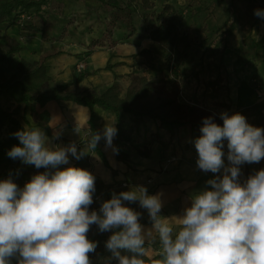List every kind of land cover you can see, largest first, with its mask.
Segmentation results:
<instances>
[{
  "label": "clouds",
  "instance_id": "obj_1",
  "mask_svg": "<svg viewBox=\"0 0 264 264\" xmlns=\"http://www.w3.org/2000/svg\"><path fill=\"white\" fill-rule=\"evenodd\" d=\"M254 14L264 18V10ZM220 118L222 126L203 118L194 146L197 167L213 174L222 170V175L207 180L210 187L193 194L182 214L171 218L160 215L162 194L149 195L144 186L114 192L98 211H90L94 175L59 167L69 163L70 155L79 160L85 153L75 144L49 147L36 127L15 132L19 145L8 156L46 170L22 188L11 178L0 180V264H91L97 247L88 239L93 225L100 233L112 232L105 247L117 264H144L146 245L157 241L159 264H264V169L240 179L242 165L264 159V128L250 125L240 113L222 112ZM117 132L114 122L106 124L102 134L90 133L88 148L104 139L105 147L117 152ZM124 202L147 210L152 227L145 229L142 214Z\"/></svg>",
  "mask_w": 264,
  "mask_h": 264
},
{
  "label": "crops",
  "instance_id": "obj_2",
  "mask_svg": "<svg viewBox=\"0 0 264 264\" xmlns=\"http://www.w3.org/2000/svg\"><path fill=\"white\" fill-rule=\"evenodd\" d=\"M175 7V6H174ZM195 8V9H194ZM195 16L183 25L178 47L186 52V57L173 66V70L165 73L168 79L179 78L181 91L179 100L190 105L204 106L220 115L227 112L229 115L235 114L237 109L256 102L264 98V70L259 69L255 73L257 81L248 76L245 71L246 66H255L257 62H263L264 49L259 50L253 40L244 39L236 48L229 49L224 46L225 41L221 37L215 39L213 35L209 39L197 32L196 15L200 10L195 4L191 7ZM191 13V10H187ZM182 13V12H181ZM184 13V12H183ZM36 24L39 30H19L16 26H11L5 33L13 37L21 45V50L11 58V64L14 66L19 59L24 58L29 61L43 62L47 66V73L51 77V84L55 81H67L84 71H95L86 76L81 82L80 87L92 86L98 90L104 89L113 81H117L122 87V93L126 91L130 80L128 74L134 70L138 74L151 77L155 71L146 67L144 64L132 66L133 61L139 58H133L143 48H151L155 63L160 62L164 56L162 48L152 43L143 30L141 20L135 19L134 31H128L124 23L115 21L114 26L110 28L111 32L105 35L94 32L87 34L86 31L78 34L68 33L66 35L47 36L42 31L40 24ZM231 22V21H230ZM100 25V24H99ZM192 25V26H191ZM103 26H106L104 23ZM102 26V27H103ZM104 29V28H103ZM58 38V39H57ZM83 40V41H82ZM196 41V42H193ZM218 43V51L212 50L214 44ZM83 42V43H82ZM226 48L227 54H231L235 62L239 61L241 70L233 69L226 73L220 55L224 54ZM232 48V47H231ZM205 51L203 52V50ZM211 49V54L208 56ZM224 51V52H223ZM252 51V52H250ZM192 53V54H191ZM220 54V55H219ZM107 62L123 64L115 65L112 69H104ZM83 65L81 70L76 69V65ZM221 74L222 81L216 84V89L206 85L213 81L217 74ZM249 84L250 89L245 88ZM245 91L248 95L244 98ZM1 102L5 107L12 109L15 103L7 97H2ZM215 102H225L229 104L226 107L216 106ZM47 111L49 118L47 121L48 131L38 124L41 121L40 113ZM15 117L25 127H36L41 129L46 138L49 147H62L75 144L77 150L81 142L89 139V130L87 120L89 118V109L70 101H48L43 107H35L32 114L25 105L14 114ZM114 122L126 130L130 137V143L120 144L123 152L128 154L129 161L118 160L116 152L112 148L105 147V140L101 139L97 146L103 152L109 167H106L97 153L93 152L85 144L81 150L88 156L90 166L88 171L95 177V192L93 193V204L90 211L95 210V204L100 208L101 203L109 200L115 192L119 194L122 191H129L133 188L144 186L149 195L161 193L163 207L160 215L162 217H174L182 214L183 209L190 205V198L193 194L204 190L206 181L215 178L221 173H205L197 167L198 153L194 146V137L188 125L179 127L176 138L168 140L169 134L150 118H135L128 113L120 112L115 114L112 111H106L100 107H95L96 133H103L106 124ZM79 128V132L76 129ZM59 133V138H55L53 133ZM5 136V131L0 129V139ZM154 136L155 140L149 148L147 155H141L140 151L146 140ZM117 135L113 139V145L116 148ZM223 157L225 165L227 160V145L224 146ZM174 158L173 160H171ZM169 160V161H168ZM74 158L69 156V163L60 165L61 169L71 167ZM264 159L259 163L244 164L241 166V182L247 179L255 171L264 167ZM41 168L34 171L33 175L44 172ZM112 170L115 172L113 173ZM27 180H24L21 188ZM126 206L140 212V220L147 214V210L142 209L139 203L124 202ZM140 222V221H139ZM145 229L152 227L151 222L141 223ZM146 255L156 256L155 264L161 261V249L157 242H151L146 245ZM15 264V261H13Z\"/></svg>",
  "mask_w": 264,
  "mask_h": 264
},
{
  "label": "trees",
  "instance_id": "obj_3",
  "mask_svg": "<svg viewBox=\"0 0 264 264\" xmlns=\"http://www.w3.org/2000/svg\"><path fill=\"white\" fill-rule=\"evenodd\" d=\"M102 4L106 11L112 9L126 11V19L129 20L131 28L134 31L135 17L141 20L142 27L146 36L152 43L159 45L164 56L160 62L155 63L151 48H143L133 55L138 57L137 61L131 63L132 66L144 64L153 69L155 75L147 77L138 74L132 70L129 74L130 83L126 91L122 93V87L117 81H113L104 89L98 90L92 86L80 87V82L95 71H84L75 75L67 81H55L51 84V77L47 73V66L43 62L29 61L24 58L12 66L10 72L6 66L10 64L11 58L21 50V45L13 37L7 36L6 31L11 26H16L19 30H39L36 24H33L35 15L40 13L42 6L47 0H0V129L5 131V136L0 139V180L11 178L17 185H21L24 180L29 181L36 168L23 164L20 160L12 159L8 152L13 146L19 145V140L13 135L19 130H23V124L15 117V113L21 105L28 107L29 112H35V107H43L48 101H70L89 109L90 115L87 120L89 130V139L81 142L78 152L85 144L88 145L91 134H96L95 107L103 110L112 111L115 114L120 112L128 113L135 118H150L155 121L158 127L164 129L169 134L168 140L177 136L179 127L188 125L192 131L194 139L201 135L203 118L212 117L214 122L223 125V120L216 112L204 106L190 105L179 100L181 91L180 79H168L165 73L173 70V66L186 57V52L179 49L178 44L181 32L176 16L179 15L177 7H174L170 1H164L158 9L154 0H97ZM28 17L23 19L22 17ZM231 25L227 27V31ZM193 42H196L193 40ZM257 47H263L255 44ZM264 48V47H263ZM223 54V53H222ZM222 54L220 55L222 57ZM122 62H107L104 69L110 70L115 65ZM221 74H217L213 81L205 83L216 89V84L222 81ZM7 97L15 103L10 109L5 107L1 98ZM216 106L226 107L229 104L225 102H215ZM246 118V121L254 126L264 128V98L237 109ZM229 115V114H228ZM41 121L38 124L48 131L47 121L49 115L47 111L40 113ZM117 143L116 157L118 160L130 162L128 154L123 152L120 144L130 143L128 132L117 125ZM155 137H149L143 144L144 151L141 155H147L149 148L154 142ZM227 141H224V146ZM101 158L103 164L109 167V164L101 151L96 146L91 149ZM90 162L87 155L81 159L74 158L71 167H78L88 170ZM264 169V167L262 168ZM114 173L115 171L112 170ZM95 210L99 206L95 204ZM150 222L148 212L140 220V223ZM112 232L100 233L97 226L93 225L88 233V239L95 241L97 247L90 254L91 264H117L113 258L107 257L105 242ZM156 256L149 257L145 254L144 264H155Z\"/></svg>",
  "mask_w": 264,
  "mask_h": 264
},
{
  "label": "rangeland",
  "instance_id": "obj_4",
  "mask_svg": "<svg viewBox=\"0 0 264 264\" xmlns=\"http://www.w3.org/2000/svg\"><path fill=\"white\" fill-rule=\"evenodd\" d=\"M164 1H170L173 6L177 7L176 11H178L179 15L176 16V21L181 29L187 21L195 19L193 17L197 13L192 12L191 7L197 4L200 10V13L196 15L199 23L197 32L204 36L206 40L213 35L215 39L221 37L220 41H225L224 46L234 49L233 51L244 39L253 40L258 46L260 44L264 45V18L257 17L254 14L257 9L264 10V0H154L158 9ZM187 10H191V13H188ZM125 13L126 11L124 10L116 9L106 11L97 0H47V3L42 6L40 13L35 15L34 23L40 24L42 31L48 34L47 36L55 35V37L59 36L62 38L60 35L68 33L78 34L80 31H86L87 34L97 32L98 35H105L111 32L110 28L114 26L115 21L123 22L129 31L132 24L124 16L126 15ZM104 23L106 26H103ZM229 25H231V28L227 31ZM218 43L214 41L210 43L214 44L212 50L216 51V53L219 50ZM263 47H259V50H263ZM226 48L222 57L220 56L226 73L233 69L241 70L244 65L242 66L239 61L235 62L233 56L227 54ZM210 52L211 49L207 53L208 56L216 58V55ZM262 58L264 60V56ZM249 64L246 66L245 71L248 76H251V79L255 77L257 81L258 77L255 73L259 69L264 70L263 62H260V64L256 62L255 66ZM11 69L12 64L10 61V64L6 66V70L10 72ZM245 88L246 90L247 88L250 89L248 83ZM244 94L245 98L248 93L245 91ZM107 258H112L108 250L107 257H104V259Z\"/></svg>",
  "mask_w": 264,
  "mask_h": 264
},
{
  "label": "built area",
  "instance_id": "obj_5",
  "mask_svg": "<svg viewBox=\"0 0 264 264\" xmlns=\"http://www.w3.org/2000/svg\"><path fill=\"white\" fill-rule=\"evenodd\" d=\"M23 19H25V18H28V17H22ZM82 67H83V65L82 64H80V63H78L77 65H76V69L77 70H81L82 69ZM174 158H172L171 160H173ZM169 161V160H168Z\"/></svg>",
  "mask_w": 264,
  "mask_h": 264
}]
</instances>
